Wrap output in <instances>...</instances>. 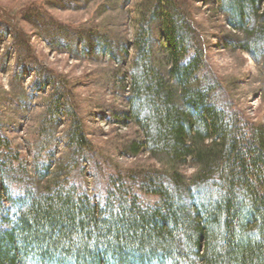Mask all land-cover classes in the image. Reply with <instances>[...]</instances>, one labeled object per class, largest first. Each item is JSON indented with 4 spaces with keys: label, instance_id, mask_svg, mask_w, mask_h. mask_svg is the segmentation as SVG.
Here are the masks:
<instances>
[{
    "label": "trees",
    "instance_id": "trees-1",
    "mask_svg": "<svg viewBox=\"0 0 264 264\" xmlns=\"http://www.w3.org/2000/svg\"><path fill=\"white\" fill-rule=\"evenodd\" d=\"M215 4L239 34L232 43L264 71V0ZM133 12L128 115L143 142L126 149L133 156L145 148L160 168L108 173L96 197L69 185L89 144L60 78L36 68L37 86L53 89L39 133L48 143L62 112L70 118L68 152L54 174L37 167L27 177L5 159L9 145L0 134V264H264V124L248 121L226 99L181 0H138ZM56 26L53 36L65 28ZM153 29L165 42L157 56ZM77 40L81 53L112 57L105 39L89 49ZM21 51L18 65L34 61ZM185 164L190 177L181 173ZM9 179L20 184L18 195H9Z\"/></svg>",
    "mask_w": 264,
    "mask_h": 264
},
{
    "label": "rangeland",
    "instance_id": "rangeland-1",
    "mask_svg": "<svg viewBox=\"0 0 264 264\" xmlns=\"http://www.w3.org/2000/svg\"><path fill=\"white\" fill-rule=\"evenodd\" d=\"M137 2L0 0V134L9 145L3 151L5 159L13 160L17 171L24 170L29 177L35 176L37 167L43 173L49 166L44 175L54 174L68 152L70 118L62 112L48 130V143L39 133L53 89L37 86L38 67L51 72L54 80L60 78L66 87L89 144L66 179L69 185L74 183L79 190L96 197L104 190L108 173L160 168L159 160L145 148L133 156L126 149L134 141L143 142L140 128L129 119L127 100ZM181 3L204 42L205 61L225 89L226 99L248 121L264 124V71L232 43L239 34L228 27L215 0ZM57 24L65 28L53 36L52 32L58 31ZM152 38V52L157 56L165 42L156 29ZM77 39L85 42L81 46L86 49L92 48L94 40L105 39L111 44L112 57L92 49L81 53L80 47H74ZM21 46L34 61L28 59L18 65ZM122 47L127 55L121 58ZM180 170L185 177L194 172L186 164ZM65 173L67 170L58 177ZM13 179L7 181L10 196L19 194L20 184ZM140 201L151 204L153 199L140 197ZM2 205L6 213L8 203L4 201Z\"/></svg>",
    "mask_w": 264,
    "mask_h": 264
}]
</instances>
